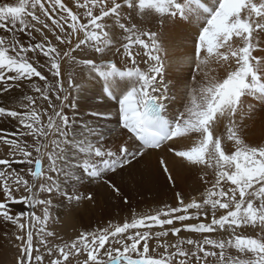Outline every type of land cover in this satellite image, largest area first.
<instances>
[{"label": "snow or ice", "instance_id": "6c2138e0", "mask_svg": "<svg viewBox=\"0 0 264 264\" xmlns=\"http://www.w3.org/2000/svg\"><path fill=\"white\" fill-rule=\"evenodd\" d=\"M147 12L160 16L161 29L172 23L186 31L191 48L183 57L175 56L176 45L165 46L161 32L129 26L132 13ZM113 24L127 34L117 62L104 58L111 51ZM0 29L5 33L0 34L2 91L29 86L51 109L43 123L41 117L47 113L32 106L36 103L32 95L22 97L26 104L13 101L26 109L24 113L0 105V118L23 126L10 134L0 130V141L8 146L0 154V222L17 230L18 264H44L42 248L48 264H70V257L82 254L83 264H264V143L247 142L240 123L254 111L249 99L264 107V47L260 46L264 0H76L75 5L70 0H16L0 3ZM21 34L28 38L27 44ZM74 39V48L62 53L59 46L72 45ZM82 46L101 54L99 62L75 60L71 53ZM134 46H138L135 53ZM65 57L87 71V80L74 83L71 72L66 80L61 78ZM169 60L186 67L191 76V85L184 78L182 91L172 96L165 79ZM210 63L223 69V75L218 78L206 71L202 77L191 75L193 68L200 73ZM93 81L102 82L94 93L97 104L80 113L77 100L87 98ZM177 98H186L187 103L169 117L167 102ZM80 115L87 119H81L77 128ZM113 121L114 128H104V123ZM221 124L226 135L219 133ZM50 135L58 138L49 141ZM116 135L123 137L117 145L104 143ZM180 138L192 142L191 147L178 150ZM153 156L154 170L173 186L177 166L213 169L214 178L205 180L211 186L203 201L185 203L176 193L175 206L134 215L122 226L81 232L71 243L49 245L48 238L56 233L47 230L53 204L47 197L59 196L69 205L92 201V194L77 188L87 178L103 181L110 194L124 200L123 185L108 174L119 175L130 187L140 185L144 178L140 165ZM17 164L24 168H14ZM22 173H29L33 182ZM17 193H22L19 198ZM41 193L47 197L41 198ZM13 204L30 210L13 213ZM37 206H42L43 217L37 215ZM202 212L205 220L211 215L210 222L185 223L200 221ZM154 228L159 230L153 232ZM182 230L201 234L200 238H180ZM169 233L177 238L175 243H157L162 253L158 258L149 255L150 241L159 242ZM34 237H38L35 244ZM185 245L191 248L186 250ZM75 264H80L79 259Z\"/></svg>", "mask_w": 264, "mask_h": 264}, {"label": "bare ground", "instance_id": "6f19581e", "mask_svg": "<svg viewBox=\"0 0 264 264\" xmlns=\"http://www.w3.org/2000/svg\"><path fill=\"white\" fill-rule=\"evenodd\" d=\"M15 2L16 0H0V3H15ZM74 10L79 11L80 9H74ZM159 20H160V16L158 14H155L154 12H147L143 16H140L136 13H132V19L130 21L129 26H131V24H135L137 29L142 32L143 31L161 32L162 35H164L166 38L165 46L171 47L172 45H176L177 51L175 56L177 58L183 57L186 49L191 48V40L188 39V34L181 26L172 23H166L164 27L161 29L159 25ZM109 22L112 23L111 21ZM122 32L123 30L119 29L113 24V28L112 30H110L109 33L112 40L111 51L106 52V55L104 57L105 59H111L114 62L118 61V58L121 56L123 52V45L127 43V41L124 39V37L127 34L125 35ZM0 34H5L2 29H0ZM34 35H36L37 38L39 39L38 34L34 33ZM21 39L24 41L25 44L29 42L28 38L24 34H21ZM74 46H75V39L72 45L63 46L65 51L63 50V48H61L60 50L66 52L68 51L69 48H74ZM260 46L264 47V43H261ZM116 48H120L121 51L119 53L115 52ZM137 48L138 46L133 47L134 53L137 50ZM255 54L256 53H254V55ZM73 57H75V55ZM40 58L41 60L44 59L42 56ZM97 58L99 61L101 58V54H99ZM118 67L123 68V65L118 63ZM141 67L146 68V65H141ZM167 68L168 71H167V75L165 76V79L170 88V93H169L170 96L175 95L177 92L182 91L183 89L182 81L184 78L187 77L188 83L189 85H191V76L189 75V71L186 67L179 68L177 64L169 60ZM41 71L44 72V74L48 75L46 70H41ZM205 71L208 72L210 76H217L218 78L223 75V69L211 63L208 66H206L200 73H197L193 68L191 75L202 77L203 72ZM69 72L72 73L73 80L77 84L87 80L88 78V73L86 70L81 68L79 65L74 64L72 61H69V59L65 57L61 62V78L66 80ZM34 81L39 83L41 86H43L44 82L39 81V79L34 78ZM93 85L94 87L86 99L77 100L78 110L80 113H86L91 111L93 107L97 104V99L94 93L100 89L102 82L93 81ZM2 89H3V84L0 83V105H3L9 108L10 110H17L21 113H24L26 109L23 107L15 106L13 104V101H15L16 104H19L22 101V97L24 95H32L34 100L36 101V103L32 106L35 107L41 113H45V112L47 113L42 115L41 117L42 122L47 123V115L51 114V109L49 108L47 102L40 97L39 93L34 92L29 86H23V85L21 87H14L10 89V91L7 93L3 92ZM50 98L54 99V97L52 96H50ZM22 102L25 104L27 103V101H22ZM107 103H114V102L107 101ZM186 103H187L186 98L172 99L169 102H167L169 117H173L179 111H182L183 106ZM249 103L254 105V111L250 114V116L246 115L240 121V123L243 125V131L244 133H247V135H251V130L254 127L253 125L255 122L258 124L260 121L264 120V107H261L258 103H256L254 100L251 99H249ZM81 119H87V116L80 115L77 117V128L79 126V122ZM103 126L105 129H111L114 128L116 125L115 122L113 121L110 123H104ZM263 127H264V122L259 127L258 125H256L255 129H257L259 133L262 132L264 134ZM18 129L23 130V126L18 125L17 121L12 120L11 118H0V130H4V132L10 134L17 132ZM223 130H224V125L221 124L219 126V133H221ZM54 137L58 138L56 136ZM30 138L31 137L29 138L23 137L22 139H25L28 142H30ZM122 139L123 137L116 135L108 139H105L104 143L106 145L112 144L113 146H115ZM191 143L192 142H189L187 139L180 138L179 142L176 143L175 146L178 150H187V148L191 147ZM155 166H156L155 156L145 161L144 164L140 165V171L144 173L143 181L140 185H133L131 187L119 175H114L111 173L108 174L109 176H111V178L115 181L117 185H123V191L126 194L124 200L115 198L114 194H110L111 190L107 187V185L103 183V181L97 182L85 178L82 182H80L77 185V188L80 193L93 194L94 207L93 208L87 207L83 211L81 210L77 211L78 207L77 209L71 211H68V209H66V212L63 213L64 208L66 207L70 208V206L72 208V204L69 205L63 198L56 196L57 198L54 203L55 209L52 210V213H56L57 216L56 218H59L61 220L59 222L55 221L56 222L55 227L57 228L58 225H61V227L58 228V230L69 231V230H76L75 227L78 226H81L78 228H86L89 225L96 226L99 223L101 224V222H107L108 219H113V218H120L119 219L120 221L123 219L122 217L127 213L126 211L131 207L139 206L141 204L144 205V203L146 204L152 202L160 203V201L163 199H168V200L170 199L172 201L177 192L186 195L199 194L200 192H203L206 187L211 186L210 183H205V180H210L214 178L213 169H189L182 166H177L176 171L173 173V180H174V186H173L172 184L166 181L164 175L154 170ZM45 167L46 165L44 163V168ZM201 177H203V179H201ZM105 178L107 179V177ZM2 199H3V194L2 192H0V200ZM82 202H84V200H82L81 203ZM73 204L76 205L77 203L73 202ZM172 204L176 205V202L172 201ZM77 220L80 222H78ZM10 229H12V225L0 222V239L2 236H4V233L8 232ZM249 233L250 232H248V234ZM4 252H0V264H2V262L4 261V255H5Z\"/></svg>", "mask_w": 264, "mask_h": 264}, {"label": "rangeland", "instance_id": "374dc122", "mask_svg": "<svg viewBox=\"0 0 264 264\" xmlns=\"http://www.w3.org/2000/svg\"><path fill=\"white\" fill-rule=\"evenodd\" d=\"M75 3H76V0H71V2H70V4H72V5H75ZM79 11L82 12V10H79ZM122 33H124V32H122ZM124 34L126 35V33H124ZM61 48H63V46H59V49H61ZM63 50H64V48H63ZM64 51L61 50V52H64ZM71 55H73V56L75 55L74 58L77 61H79V60L86 59L87 57H88L87 59H89L90 57L96 59L97 56H99V53H95L94 52V49L87 48V46L86 47L85 46H82V49H76L75 51H73L71 53ZM97 61H98V58H97ZM38 70H40V69H38ZM36 79H38V78H36ZM9 83H12V81H9ZM263 122H264V120L260 121L258 124L256 122L254 123V125H253L254 127L251 130V135H247V133H244L247 142L253 143V144L264 143V134L262 132H261L262 134L259 133V131L257 129H255V126L256 125H258V127H259ZM222 132L220 134L226 135L225 128H224V130ZM263 132H264V130H263ZM7 137L8 138H15V137H12V136H7ZM52 139H56L54 137V135H50L49 136V141H51ZM31 140H32V138H30V142H31ZM7 147L8 146L4 145L2 143V141H0V154H4L6 152V150H7ZM50 150H51V145H50ZM34 155H35V153H34ZM45 165L47 167V163L46 162H45ZM46 167H45V169H46ZM14 168H16V169L19 170V169L24 168V165H18L17 164V166L14 165ZM22 175H23L24 179L28 180V182L30 184L33 182L32 181V177H31V175L29 173H22ZM209 187L210 186L206 187L205 190L207 188H209ZM205 190L203 192H200L199 194H192V195L191 194L186 195V194L181 193V196H183L185 198V203H190V202H192L193 199H195L197 202H202L203 201V198L205 196ZM177 193H180V192H177ZM21 194L22 193H17L16 195L19 198V196ZM87 194H89V193H87ZM46 195L47 194H45V193H41L40 194L41 198L47 197ZM47 198H50V199L53 200V204L50 207L51 209H49V211H50V219L48 221V228H47V230H51V231H54L56 233V235L54 237L48 238L49 245L50 246H53V247L57 243H61V244L62 243H71L74 239L78 238V236L80 235L81 232H84V231L103 230L106 226L108 227V226H110V225H112L114 223L115 224H119V225L122 226V224L125 223V222H129L130 223L132 221L134 215H140V214H143L145 212H148L150 214H154L156 211L164 208L165 205L175 206V205L172 204V201L173 202H176V204L178 203V201L176 200L175 197L173 198L172 201L170 199L169 200L168 199H163V200L160 201V203H155V202H152V203H149V204L144 203V205L141 204L139 206H134V207H131L130 209H128L126 211L127 212L126 213L127 215L125 214L122 217L123 219L120 220V221H119L120 218H113V219H108L107 222H101V224L99 223L96 226H93V225L90 226L89 225L86 228H78V227H81V226H78V227H75L76 230L63 231V230H58V228H60L61 225H58L57 228L55 227L56 226L55 223L57 221L59 222L61 219L56 218L57 217L56 216V213H52V210L55 209L54 208V203H55V200H56L57 197L54 195V196L47 197ZM93 200H94V198H93ZM93 200L92 201H88V200L85 199L84 202H82V203L80 201L78 203L79 205L78 204H76V205L72 204V208H71V206H70V208L69 207L64 208V212L63 213L66 212V209H68V211H71V210L77 209V207H78L77 211H79V210L83 211L87 207H92L93 208L94 207V201ZM83 204H85V205H83ZM74 206H76V207H74ZM10 207H11L13 213H19L21 211L27 212V211L30 210L27 205H22V204H13V205H10ZM18 207H19V209H18ZM57 208H58V206H57ZM220 211H223V210H220ZM194 212H195V210H190V215L191 214H194ZM36 213H37V215H40L41 217H43V209H42V206H37ZM210 220H211V215L209 214V216L207 217V220H205V217H204L203 212H202L201 213V219H200V221L192 220V221H186L185 223L210 222ZM78 222H80V221H78ZM175 226L179 227L180 226V223L179 222H176ZM38 227H39V225H37V228ZM166 227H172V226H166ZM83 229H84V231H83ZM158 230L159 229L154 228L153 229V232L158 231ZM17 234L18 233H17L16 228L14 226H12V229H10L8 232H5L4 233V236L1 237V239H0V252H4L5 251L4 252L5 253V255H4V261L2 262V264H18V259H19L18 246H19V242L15 239V236ZM245 234H248V233H245ZM200 235L201 234L187 233L186 231H183L182 230V232L180 234V238L188 239V238H192L193 237L194 239H199L200 238ZM215 235H218V234H215ZM176 239H177L176 237H174L171 233H169V236L168 237L162 238L159 242H157L156 240L150 241V252H149V255L158 258L159 255L162 253L163 249L157 247V243H175ZM36 241H38V237H34V244L36 243ZM106 247H108V245H106ZM113 247H119V245H113ZM184 247H185L186 250H188V249L191 248V246H188V245H185ZM41 251L44 252V254H45L44 264H48V257H47L46 252L44 251L43 248L41 249ZM169 251L170 252L171 251H174V249L170 248ZM230 251H231V253L236 254L234 249L233 250H230ZM34 255H35V253H34ZM133 258H135V256ZM77 259H79L80 264H83V260L85 259V255L82 254L79 258L70 257L69 258L70 264H75V261Z\"/></svg>", "mask_w": 264, "mask_h": 264}]
</instances>
